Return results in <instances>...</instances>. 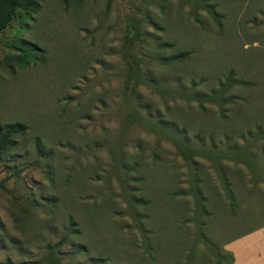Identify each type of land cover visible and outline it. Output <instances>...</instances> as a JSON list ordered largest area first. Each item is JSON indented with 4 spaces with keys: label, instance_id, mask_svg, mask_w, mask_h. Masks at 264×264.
Wrapping results in <instances>:
<instances>
[{
    "label": "rangeland",
    "instance_id": "rangeland-1",
    "mask_svg": "<svg viewBox=\"0 0 264 264\" xmlns=\"http://www.w3.org/2000/svg\"><path fill=\"white\" fill-rule=\"evenodd\" d=\"M13 123L0 264H217L264 222V0H35L0 33Z\"/></svg>",
    "mask_w": 264,
    "mask_h": 264
},
{
    "label": "trees",
    "instance_id": "trees-1",
    "mask_svg": "<svg viewBox=\"0 0 264 264\" xmlns=\"http://www.w3.org/2000/svg\"><path fill=\"white\" fill-rule=\"evenodd\" d=\"M35 0H0V33L3 32L6 27L9 25L10 21L15 17L17 11H27L31 7L34 6ZM29 51H37L38 48L34 44H26ZM185 54H180L173 56L172 59L179 60ZM24 131V126L20 123H13L7 126L0 125V154L11 144V138L17 134H20ZM247 194L250 199L253 198L255 194L254 189H248ZM226 197L228 200V207L231 212L235 211L236 207V199L234 193L229 185L226 183ZM241 207V203L239 201V209ZM252 212V210H251ZM261 226H264V222L260 224H256L254 227L244 231L243 233L237 235L242 236L252 230H255ZM236 236V237H237ZM234 257L231 252L223 249L222 254L217 256V264H232ZM33 264V263H31Z\"/></svg>",
    "mask_w": 264,
    "mask_h": 264
},
{
    "label": "crops",
    "instance_id": "crops-1",
    "mask_svg": "<svg viewBox=\"0 0 264 264\" xmlns=\"http://www.w3.org/2000/svg\"><path fill=\"white\" fill-rule=\"evenodd\" d=\"M224 249L232 253V264H264V234L260 232L237 236L227 241Z\"/></svg>",
    "mask_w": 264,
    "mask_h": 264
}]
</instances>
